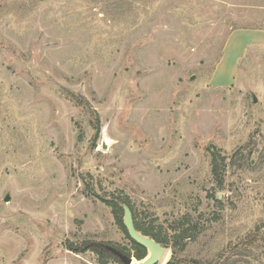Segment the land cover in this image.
<instances>
[{
	"label": "rangeland",
	"instance_id": "obj_1",
	"mask_svg": "<svg viewBox=\"0 0 264 264\" xmlns=\"http://www.w3.org/2000/svg\"><path fill=\"white\" fill-rule=\"evenodd\" d=\"M126 199L179 259L264 233V0H0V264L138 261Z\"/></svg>",
	"mask_w": 264,
	"mask_h": 264
},
{
	"label": "trees",
	"instance_id": "obj_2",
	"mask_svg": "<svg viewBox=\"0 0 264 264\" xmlns=\"http://www.w3.org/2000/svg\"><path fill=\"white\" fill-rule=\"evenodd\" d=\"M237 157V154L232 156L231 161ZM224 158H222L218 152H212L211 154V176L214 181L218 184L219 187H222L223 184V177L225 173V166L223 165ZM104 203L110 208L111 214L113 215L115 224L124 232L126 237L129 239L131 243V250L133 256L136 260H142L146 257V249L134 241H132L126 229L122 223V209L119 203L116 200L107 201L105 200ZM131 211L132 220L135 229L142 234L143 236L149 237L154 240L157 244L170 248L172 252L171 259L166 264H236L237 262L244 261L249 255H251L253 250L256 248H264V233H261L259 229H256L254 233L246 237L240 243L234 245L226 255H221L216 257L213 260H198V259H179L176 258L177 253L179 250H182L186 247L187 242L192 234L189 228H181L180 230L175 231L170 237L161 236L160 232L155 231L151 225H146L139 217L134 213L133 207L131 206L128 199L124 202ZM188 217L184 216L182 218V223H189L187 220ZM260 243L261 245H259ZM95 254L98 256V261L100 264H106L107 260H114L115 262L119 261L110 253L101 252L98 249L90 248ZM128 256H130V250L128 251ZM231 255H238L240 260L232 259Z\"/></svg>",
	"mask_w": 264,
	"mask_h": 264
},
{
	"label": "water",
	"instance_id": "obj_3",
	"mask_svg": "<svg viewBox=\"0 0 264 264\" xmlns=\"http://www.w3.org/2000/svg\"><path fill=\"white\" fill-rule=\"evenodd\" d=\"M253 101L256 98L253 97ZM102 149H105V144L102 143ZM10 197L5 196L4 202H8ZM123 226L126 229L128 236L132 241L138 245L144 247L147 251V255L144 259L135 261L131 257L126 256L117 249L103 244H93L94 247L99 248L102 251H106L113 255L121 264H158L163 256V248L149 237L140 234L134 227L131 211L127 206H123Z\"/></svg>",
	"mask_w": 264,
	"mask_h": 264
}]
</instances>
